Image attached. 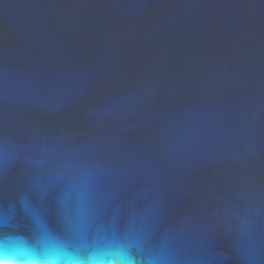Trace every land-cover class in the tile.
Instances as JSON below:
<instances>
[{"label": "water", "instance_id": "water-1", "mask_svg": "<svg viewBox=\"0 0 264 264\" xmlns=\"http://www.w3.org/2000/svg\"><path fill=\"white\" fill-rule=\"evenodd\" d=\"M5 215L264 264V0H0Z\"/></svg>", "mask_w": 264, "mask_h": 264}, {"label": "clouds", "instance_id": "clouds-1", "mask_svg": "<svg viewBox=\"0 0 264 264\" xmlns=\"http://www.w3.org/2000/svg\"><path fill=\"white\" fill-rule=\"evenodd\" d=\"M0 264H143L132 246L116 235L81 236L69 240L36 221V231L16 230L10 218L0 219Z\"/></svg>", "mask_w": 264, "mask_h": 264}]
</instances>
